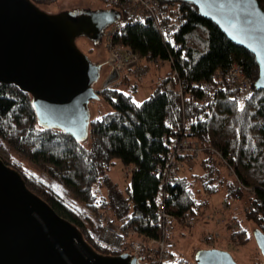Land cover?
<instances>
[{"label": "trees", "instance_id": "obj_1", "mask_svg": "<svg viewBox=\"0 0 264 264\" xmlns=\"http://www.w3.org/2000/svg\"><path fill=\"white\" fill-rule=\"evenodd\" d=\"M30 1L40 4L54 0ZM255 1L264 11V0ZM117 9L126 20L112 34L111 44L129 46L141 60L165 61L170 57L172 67L167 65L168 69L155 78L153 91L139 103L115 83L97 88L98 100L111 110L89 119L84 142L59 129L39 127L29 94L0 83V143L8 151L7 158L0 159L17 171L29 191L67 219L101 254L127 252L132 239L127 229L148 238L159 236L155 201L159 192L163 194L164 211L178 219L183 213L194 217L201 213L204 201L197 205V194L223 189V201H241L244 220L264 234V91L252 86L250 96L236 102L232 89H218L211 102L201 104L197 87L200 81L210 80L215 71L224 73L234 65L241 66L242 73L254 81L258 70L253 56L231 43L191 3L156 0L159 31L149 19L127 17ZM171 42L177 48L170 47ZM172 69L177 73L181 96L175 89L164 88ZM120 80L130 84L131 90L137 85L126 76ZM172 83L176 88V79ZM175 131L195 141L199 152L196 156H177V171L181 165L189 173L176 172L159 185L156 169L162 164L161 156L168 153V138ZM10 153L30 167L21 165ZM113 158L120 161L127 178L123 190L109 184L106 176ZM192 164L199 165L200 174L191 173ZM229 169L233 174H228ZM235 181L240 185L235 187ZM101 185L107 187L106 192ZM100 210L107 211L110 221L124 232L118 247L98 239L103 226L96 218ZM229 221L225 219L227 227ZM182 226L177 222L170 226L166 236L171 245L168 258L157 261L155 254L145 252L146 264H195L172 249L174 236L185 235ZM235 232L244 244L247 237H241L246 231L237 224ZM248 263L264 264L256 247Z\"/></svg>", "mask_w": 264, "mask_h": 264}, {"label": "water", "instance_id": "obj_2", "mask_svg": "<svg viewBox=\"0 0 264 264\" xmlns=\"http://www.w3.org/2000/svg\"><path fill=\"white\" fill-rule=\"evenodd\" d=\"M191 3L257 66L253 88L264 91V11L255 0H180ZM121 21L113 7L46 13L30 0H0V83L30 96L36 124L87 138V104L98 99L101 65L75 45L82 36L98 45L104 30ZM116 77L109 69L102 85ZM264 260V234L252 232ZM195 264H237L217 248L194 251ZM0 264H146L127 252L93 250L78 229L29 191L17 171L0 159Z\"/></svg>", "mask_w": 264, "mask_h": 264}, {"label": "built area", "instance_id": "obj_3", "mask_svg": "<svg viewBox=\"0 0 264 264\" xmlns=\"http://www.w3.org/2000/svg\"><path fill=\"white\" fill-rule=\"evenodd\" d=\"M107 5H110L114 9L119 7L125 12L127 17H136L141 20L149 19L155 28L159 31L161 25V19L159 13L156 10V0H98ZM117 6V7H116ZM126 19L122 18L117 24L110 26L104 30L102 41L104 40V46L106 48V57L99 64L106 65L110 70L115 72V79L120 75L126 76L127 78L133 79L136 82H141L150 69H159L163 64L171 66V58L168 57L165 61L157 59H144L141 60L136 52H134L127 45L111 44V36L118 30V26L124 23ZM170 47L177 48V44L174 42L170 43ZM176 79L177 85L174 87L172 80ZM253 81L249 80L242 73V67L239 65L232 66L229 70L224 73L215 71L210 80L200 81L197 84L198 90L200 91V103L207 104L214 98V93L219 89L225 88L232 89V98L236 102H240L248 98L251 94ZM164 88L169 91H175L181 96V88L179 86L177 73L174 69L171 70L168 79L164 82ZM174 135L168 138L167 148L168 153L161 156L162 164L156 169V176L159 178V185L164 184L170 176H174L177 172L179 162L177 156H196L199 152L197 144L192 139L184 136L181 133L175 131ZM163 139L165 136L162 137ZM228 174H233L232 170H228ZM238 181L234 182V186H239ZM205 196L209 195L207 192L203 193ZM203 196V195H202ZM163 194L159 192L155 197V201L158 204L159 214V236L155 239L148 238L144 235L137 234L132 229H127L126 234L132 239L127 244V253L133 256L138 263L145 262V252H150L152 255H156L157 261L165 260L169 256V250L171 249L170 243L167 241V233L170 230L172 223L177 222L179 224L187 225L192 224L194 216L188 213H183L178 219L173 218L170 214L164 211L163 207ZM203 197L199 194L195 197V203L200 205L203 202ZM204 206V205H203ZM203 206L201 213L203 212ZM228 202L222 201L220 206L215 209L216 212L221 213L224 210H228ZM200 213V214H201ZM96 218L103 224L101 227L98 239L103 244L110 247H118L123 242L124 232L121 231L119 225L110 221L109 213L105 210H100L96 214ZM225 222V221H224ZM230 232L221 238L227 245H235L239 238L237 233V225L235 222L229 223ZM217 238V232H212L204 237V241L211 242ZM245 239L246 236L241 237Z\"/></svg>", "mask_w": 264, "mask_h": 264}, {"label": "rangeland", "instance_id": "obj_4", "mask_svg": "<svg viewBox=\"0 0 264 264\" xmlns=\"http://www.w3.org/2000/svg\"><path fill=\"white\" fill-rule=\"evenodd\" d=\"M34 5H36L40 10L46 13H55L61 10L107 8L108 6L106 3H103L98 0H54L50 3H40ZM74 42L76 47L96 64H99L105 59L106 48L104 46V40L102 41L101 39V42L98 45L94 46L89 40L82 36H79L75 38ZM163 65L159 67L160 70ZM166 67L167 66L165 65L164 68ZM156 70L157 69H150L144 79L141 82H137V85L133 90L130 89V84L127 85L125 84V82L120 80L123 75H120L117 79H115V81H111V83H115V87L119 90L130 94V98L133 102L139 103L143 99L147 98L156 86L155 78L157 76L152 75V72ZM108 72L109 68L106 65H102L100 69L99 79L93 85L94 88L97 89L102 85V81H105ZM129 82H132V79H130ZM87 108L89 112V118H94L96 116H99L102 112L104 113L111 110V106L105 104L104 102L98 99H93L89 101V103L87 104ZM10 155L13 159L20 161L21 165H24V167H30V165L26 162L24 163L23 159H21L17 154L10 153ZM0 156L4 158H7L8 156V151L4 148L1 143ZM187 170L188 169H183V166L180 165L177 172L179 174H188L189 172ZM189 170L191 171V173H201V168L198 164H192ZM106 176L108 178L109 184L113 185V187L118 190L124 189L127 178L125 176L124 171L122 170L120 161L117 158L112 159V164L107 170ZM101 189L103 192H106L107 187L101 185ZM203 193L204 192L199 193V195L203 197L204 200V206L202 209L203 212L201 214H198L200 215L199 217L198 215L194 217L192 224H180L183 225L180 229L185 233V235L174 233V235L176 234L174 236L175 246L173 245L172 249L174 247L175 251L182 253L189 261L192 262V255L194 251L207 247L217 248L229 252L237 264H249V258L252 255L253 251H255L256 247L252 239V232L258 228L254 223L244 220L242 216L241 201H238L237 203H234L232 200L227 201L229 205L228 210H224L219 213L216 212L215 209L220 206V203H222L224 199V190L220 189L207 196H205ZM226 214H230V216H233L236 225L238 224L239 228L244 229L246 231L245 233L247 241L244 244H241L242 241L238 240L235 245L231 246L225 244V242L221 239L224 237V235L230 232V226H226L227 231L225 233H218V230H224V221ZM212 232H217V238H215V240H211V242L204 241V237Z\"/></svg>", "mask_w": 264, "mask_h": 264}, {"label": "crops", "instance_id": "obj_5", "mask_svg": "<svg viewBox=\"0 0 264 264\" xmlns=\"http://www.w3.org/2000/svg\"><path fill=\"white\" fill-rule=\"evenodd\" d=\"M166 65V64H165ZM165 65H163L162 67H161V70L159 69V70H156V71H153L152 72V75H154V76H158L159 74H161V73H163V72H165L167 69H168V66L166 67V68H164V66ZM114 81H115V78L113 79ZM112 80V81H113ZM102 82H104V81H102ZM231 214V213H230ZM230 214H226V217H225V219H226V221H229L228 220V217H231L230 216ZM200 215H198V217H199ZM235 220H232V221H229L230 223L231 222H234ZM224 225H225V222H224ZM212 226V225H211ZM219 232L218 233H220V234H223V233H225L226 231H227V229H226V225H225V227H224V230H218ZM207 248H209V247H207Z\"/></svg>", "mask_w": 264, "mask_h": 264}, {"label": "bare ground", "instance_id": "obj_6", "mask_svg": "<svg viewBox=\"0 0 264 264\" xmlns=\"http://www.w3.org/2000/svg\"><path fill=\"white\" fill-rule=\"evenodd\" d=\"M179 131V130H178Z\"/></svg>", "mask_w": 264, "mask_h": 264}, {"label": "flooded vegetation", "instance_id": "obj_7", "mask_svg": "<svg viewBox=\"0 0 264 264\" xmlns=\"http://www.w3.org/2000/svg\"><path fill=\"white\" fill-rule=\"evenodd\" d=\"M108 8V7H107Z\"/></svg>", "mask_w": 264, "mask_h": 264}, {"label": "snow or ice", "instance_id": "obj_8", "mask_svg": "<svg viewBox=\"0 0 264 264\" xmlns=\"http://www.w3.org/2000/svg\"><path fill=\"white\" fill-rule=\"evenodd\" d=\"M135 103V102H134Z\"/></svg>", "mask_w": 264, "mask_h": 264}]
</instances>
